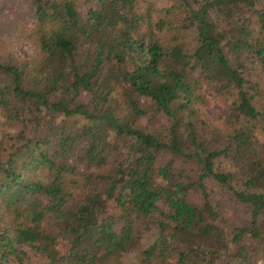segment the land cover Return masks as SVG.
Wrapping results in <instances>:
<instances>
[{"label": "trees", "instance_id": "1", "mask_svg": "<svg viewBox=\"0 0 264 264\" xmlns=\"http://www.w3.org/2000/svg\"><path fill=\"white\" fill-rule=\"evenodd\" d=\"M176 1L26 0L35 55L0 52V264L264 262V0Z\"/></svg>", "mask_w": 264, "mask_h": 264}, {"label": "rangeland", "instance_id": "2", "mask_svg": "<svg viewBox=\"0 0 264 264\" xmlns=\"http://www.w3.org/2000/svg\"><path fill=\"white\" fill-rule=\"evenodd\" d=\"M3 3H0V28L3 30V33L0 37V52L4 50L5 52L10 51L15 57H20L24 59L25 57L31 58L35 55L36 49L27 41V39L22 35L27 26L31 23L30 15L26 7V0H0ZM153 5V14L159 12L160 8L163 6L172 5L174 7L179 3L176 0H148ZM76 5L78 6L79 11H83L85 8L84 0H76ZM254 23V15H250ZM170 16L169 20H172ZM15 28V31L9 32L10 27ZM256 28L257 26L254 25ZM178 33L173 34L176 36ZM166 37H168L166 35ZM170 38V37H169ZM3 39V40H2ZM178 42L186 49H191L194 43V38L191 31L182 32L181 35L177 38ZM2 48V49H1ZM26 59V58H25ZM256 73V72H255ZM257 74V73H256ZM261 86L264 87V76L260 79ZM205 103L200 108L202 119L206 126H213L219 124L221 121V113L224 107L223 99L217 97L216 95L205 91ZM164 119V118H163ZM159 118L157 119L158 129L161 133L164 132L165 127H163L164 120ZM73 122L80 123L82 120L80 117H73ZM145 119L140 121L141 126L145 125ZM156 124V123H154ZM210 186L214 188V194H224L225 191L220 190L214 183H209ZM221 214L226 216L229 222L234 224L242 221L244 214L239 211L238 206L235 205L232 201H229L227 197L220 196ZM57 244L56 248H58ZM227 248H230V244L226 245ZM59 249V248H58ZM233 251V247H232ZM228 252V251H227ZM225 254L223 257H218L217 261L214 264H235V261L230 254ZM30 259L26 264H46L45 258L42 256L30 254ZM231 258V259H230ZM229 259L231 261H229ZM98 264H146L143 261L142 257L139 254V251L136 249L128 253H124L119 257L110 258L109 260H103ZM255 264H264L262 259H258Z\"/></svg>", "mask_w": 264, "mask_h": 264}]
</instances>
